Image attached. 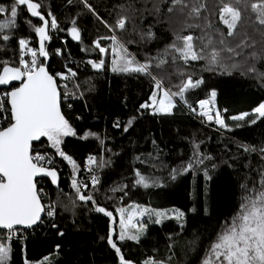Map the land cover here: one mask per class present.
I'll return each mask as SVG.
<instances>
[{"label": "trees", "instance_id": "16d2710c", "mask_svg": "<svg viewBox=\"0 0 264 264\" xmlns=\"http://www.w3.org/2000/svg\"><path fill=\"white\" fill-rule=\"evenodd\" d=\"M34 2L41 4L40 11L49 21L51 12L58 25L56 29L49 27L50 39L45 42L49 55L39 57L40 61L48 58L47 68L53 75L68 69L76 73L65 80L67 88L58 87L62 111L77 133L65 137L61 149L75 160L77 169L73 171L47 138L35 142L34 149L54 155L73 177H82L83 161L89 152L102 158V168L97 185L81 190L82 194L91 195L95 203L80 201L66 178L60 177L55 186L48 178L41 179L44 184H40L45 185L55 201V216L37 224L24 239L10 242L8 264H25V260L28 264H119L115 250L107 242L110 234L132 264H144L148 259L164 264H202L217 233L241 203L245 194L241 185L258 187L264 172V152L259 151L264 148V118L255 124L250 123L255 119L251 114L243 121L231 119L264 102V28L252 23L254 14H244L237 35L228 40L232 46L241 40L250 46L238 48L241 54L225 61L226 70L224 66H210L207 60L186 64L170 48L173 43L179 44L177 35L196 38L211 31L204 28L205 23L226 34V26L217 16L220 0H204L207 10L202 11L199 19L184 17L172 0H87L94 12L83 0ZM11 3L12 0H0L6 7ZM121 17L126 18L123 30L110 31L103 23L114 26ZM6 18L7 14L0 17ZM185 21L201 27H187ZM41 24L27 12L26 6L19 7L16 27L8 30L12 39L0 41V60L18 63L20 38L27 39L28 46L38 50L39 37L33 25ZM73 26L81 33L79 41L70 36ZM113 35L127 48L130 57L150 64V75L111 70L108 39L101 38ZM97 40L108 49L105 54L95 47ZM194 45L197 50L203 47L196 39ZM101 59L105 60L103 69H94L91 62ZM161 60L165 62L160 64ZM233 64L238 67H232ZM153 77L171 93H177L189 77L202 83L188 89L183 99L173 96L178 104L170 114L157 113L153 108L140 107L151 103L154 91L157 99L162 93L155 87ZM8 89L0 88V92ZM212 91L216 92V108L224 109L222 117L227 127L213 129L198 112L197 102L210 98ZM86 131L96 135L83 139ZM244 146L257 151L246 152ZM198 160L203 163H197ZM189 162L193 168L185 171ZM137 173L145 177L147 187L136 183ZM97 206L112 216L95 211ZM135 208L168 214L178 209L184 217L177 220L168 215L156 223V216L145 213L127 230L128 235H138L139 239L120 240L116 213L119 209L128 212Z\"/></svg>", "mask_w": 264, "mask_h": 264}, {"label": "snow or ice", "instance_id": "6c2138e0", "mask_svg": "<svg viewBox=\"0 0 264 264\" xmlns=\"http://www.w3.org/2000/svg\"><path fill=\"white\" fill-rule=\"evenodd\" d=\"M83 2L90 11L94 12L91 5L87 4V0H83ZM172 4L179 6L180 13L190 19L201 18L202 11L207 10L204 0H172ZM21 6H26L27 12L32 17L38 18L42 24L40 26L33 25L34 32L39 37L38 50L29 47L27 39L20 38L18 40V63L12 65L7 60H0V86H8L16 81L21 82L18 87H13L10 91L0 92V116L7 121L6 127L0 126V264H8L10 261L12 253L10 242L16 236V226L31 227L41 221L42 213L49 217L55 215L54 205L42 203V189L37 188L36 178L50 177L51 182L57 184L58 173L45 166L43 162L46 158L35 151L34 142L40 141L41 138H47L51 147L55 148L57 153L72 165L73 171L75 172L77 169L75 160L61 149L63 139L76 136L77 133L61 112L60 91L57 84V78L68 80L75 77L76 73L68 69L70 75L60 72L53 75L39 59V57H48L49 55L45 48V42L50 39L49 27L51 29L58 27L56 18L49 12L48 16L51 17V20L46 19L40 11L41 4L34 0H12V3L7 7L0 4V17L7 14L6 19H0V41L7 42L12 39L8 30L16 27L18 8ZM172 10L170 7L169 11ZM246 12L254 14L252 20L254 25L258 24L264 28V0H228V2L220 0L217 16L218 20L226 26V34L214 28L211 23H205L204 28L211 31H205L202 36L196 38L192 35H177L179 44L173 43L170 48L179 53V58L186 64L189 61L207 60L210 66L220 65L227 70L225 61L240 55L241 53L237 52L238 48L250 46L246 40H241L235 46H232L228 40V37L237 35V30L244 20ZM203 19L207 21V17H203ZM103 23L110 31L114 32L117 28L125 29L126 18H118L114 26L107 22ZM185 24L187 27H201L198 24H189L187 21ZM70 35L73 40L81 39V33L75 26L71 28ZM103 39L112 42L111 50L114 58L111 70L113 72H135L150 75V64L139 63L135 57H130L127 48L117 36L102 37L101 40ZM194 39L200 40L203 44L199 50L194 45ZM101 40L94 42L95 47L101 54H105L108 49L101 46ZM28 55L31 58L25 59ZM252 57L255 59L256 53H253ZM164 62L161 60L160 64ZM91 63L94 69L100 70L103 69L105 60L101 59L99 62ZM232 67H238V65L233 64ZM250 70L255 71V69ZM153 80H155V87L163 91V98L158 100L157 92L154 91L150 97L151 103L145 102L140 107L153 108L157 113L168 114L175 107L173 96L183 99L184 93L188 89L198 87L202 83V81L193 82L189 77L187 82L179 87L177 93H171L163 89L162 81L156 80L155 77ZM64 87L67 88V85ZM215 96L216 92L212 91L211 99L198 102L199 108L202 110L200 114L207 117L209 121L214 119L220 127H227L225 119L219 111L215 112L214 116L212 114L213 108L210 105L214 104ZM192 110L196 111L195 108ZM253 113L255 119H252L250 123L255 124L257 120L264 118V103L255 107ZM249 115V113H242L231 117V119L243 121ZM132 119L128 121L129 125L132 124ZM116 126L119 127V123ZM95 135V133L86 131L82 138L87 139L89 136ZM244 151L254 152L257 149L244 146ZM259 151L264 152V148H260ZM88 161L91 165L96 162V158L90 156ZM47 163H51V160H48ZM197 163H203V160H198ZM192 168L193 164L189 162L184 170ZM205 175L207 176V173ZM137 176L136 183L147 187L145 177L139 173ZM96 182L94 177L93 184ZM71 187L75 190L80 201L95 203L91 195L81 193V187L75 178L72 180ZM241 188L244 189L245 194L241 197V203L236 213L229 221L225 222L222 230L217 233L202 264H264V172L261 173L258 187L254 185L250 188L247 184H242ZM95 211L109 217L112 216V213L103 207L97 206ZM118 211L121 214L119 239L138 240V235L127 234L129 226L132 225L133 215L137 210H134L132 214H127V222L125 221L126 210L119 209ZM138 211L140 215L149 213L156 216V223L160 222V218L168 216V213L164 211L146 208ZM172 212L177 220L184 217V213L178 209H174ZM60 234L63 235V233ZM107 242L115 250L119 264H132L131 261L125 259L111 234L107 238ZM25 264H28L27 260H25ZM144 264H164V262L148 259Z\"/></svg>", "mask_w": 264, "mask_h": 264}, {"label": "built area", "instance_id": "2783aa9c", "mask_svg": "<svg viewBox=\"0 0 264 264\" xmlns=\"http://www.w3.org/2000/svg\"><path fill=\"white\" fill-rule=\"evenodd\" d=\"M63 73L69 75V73L67 71H64ZM57 84H58V86H64L65 82L63 80H61V79H58L57 80ZM66 98L67 97L65 96L64 99H66ZM198 102H197L198 112L201 113L199 111V103ZM222 110H224V109H222ZM204 120H205V123L211 124V122H209L208 119H204ZM212 128L215 129L214 125H212ZM38 152L41 155L45 156L46 159H45V162H43L45 164V166L49 167V168H52V169L57 171L58 179L60 177L66 178L68 182L72 183L73 178H75L77 180L78 184L80 185L81 190H83V191L87 190L89 188H92V187L97 185V183H98V173H99V171L102 168V158L98 159V155L96 153L89 152V153L86 154V156L84 158V161H83V175H82V177L78 178V177L71 176L68 173V171L65 169L63 164L56 160L54 155L50 154L49 152L41 151V150H38ZM90 156L96 158V162L91 164V165L89 164V161H88V158ZM48 160H51V163H47ZM94 177H95V179L97 181L95 184H93V178ZM41 179L42 178L37 179V188L38 189H42V193H41L42 203L45 204V205H54L55 206V201L51 197V195L49 193V190L45 188V185H41L40 184L41 182L43 183V181ZM54 216L49 217L45 213H43L41 221H39L38 224H41L42 222L44 223L46 221H51V219H53ZM31 229L32 228H29V229L21 228V227L16 228V236L13 238V240H15V239H24L26 237L28 231H31Z\"/></svg>", "mask_w": 264, "mask_h": 264}, {"label": "rangeland", "instance_id": "374dc122", "mask_svg": "<svg viewBox=\"0 0 264 264\" xmlns=\"http://www.w3.org/2000/svg\"><path fill=\"white\" fill-rule=\"evenodd\" d=\"M102 46V45H101ZM103 47H105V46H103ZM108 48H109V50H110V53H111V60L114 58V55H113V53H112V42H111V40H108ZM64 82H65V80H63ZM165 90V89H164ZM4 92V91H3ZM69 92H70V89H69ZM163 98V91H162V93H161V95H160V97H159V99H162ZM158 99V100H159ZM206 99H211V97L210 98H206ZM173 103H174V105H177L178 103H177V101H176V99L173 97ZM262 103H264V102H262ZM210 107H212L213 108V112H212V114H213V116L215 115V112H217V111H219L217 108H216V104H215V101H214V104L213 105H210ZM199 111L201 112L202 110L199 108ZM220 113H221V115L223 114V112H224V110H221V111H219ZM243 113H249V114H251L253 117H255V114L253 113V110L251 111V112H243ZM240 114H242V113H240ZM240 114H238V115H240ZM204 119H207V117H205L204 116ZM209 122H211V124H209L211 127H212V125H214V128L216 129L217 127L219 128L220 126L219 125H217L216 123H215V120L213 119L212 121H209ZM207 124V123H206ZM0 126H4V127H6L7 126V122H6V120H4L3 119V117L0 119ZM134 210H137L136 211V214L135 215H133V220H132V225H135L136 223H137V219L138 218H140L141 216H143V215H140L139 214V209L138 208H135ZM134 210H132V211H128V212H126V215H125V221L127 222V214H132L133 213V211ZM168 215H173V212H170ZM116 219H117V221L120 223V219H121V214H120V212H117L116 213ZM120 226V225H119ZM117 236V234H114L113 235V237L115 238Z\"/></svg>", "mask_w": 264, "mask_h": 264}, {"label": "water", "instance_id": "95a60500", "mask_svg": "<svg viewBox=\"0 0 264 264\" xmlns=\"http://www.w3.org/2000/svg\"><path fill=\"white\" fill-rule=\"evenodd\" d=\"M71 30V29H70ZM71 36V35H70ZM46 66H48V63H49V60H48V58H45V61L43 62ZM48 69V68H47ZM21 82H19V81H16V82H12L10 85H8V86H0V88H9L8 89V91H10L13 87H18L19 86V84H20ZM17 84V85H16ZM13 85H15V86H13ZM59 88V87H58ZM60 91V90H59ZM60 106H61V94H60ZM61 112H62V114L64 115V113H63V111H62V107H61ZM65 116V115H64ZM38 142V141H37ZM35 143V142H34ZM39 178H48L50 181H51V178L50 177H37L36 179H39ZM52 183V182H51ZM53 184V183H52ZM54 186L56 185V184H53ZM42 215H43V213H42ZM41 218H42V216H41ZM39 222H37L35 225H32L31 227H25V226H16V228H19V227H21V228H26V229H29V228H33V227H35L37 224H38Z\"/></svg>", "mask_w": 264, "mask_h": 264}]
</instances>
